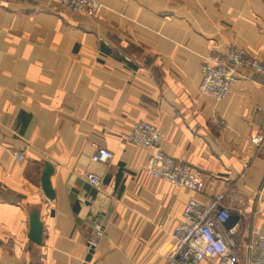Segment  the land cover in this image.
<instances>
[{"label": "crops", "instance_id": "1", "mask_svg": "<svg viewBox=\"0 0 264 264\" xmlns=\"http://www.w3.org/2000/svg\"><path fill=\"white\" fill-rule=\"evenodd\" d=\"M97 1L85 16L52 0H0V264H173L185 204L213 193L243 252L264 230V76L241 69L221 101L199 84L209 54L241 47L264 62V0ZM139 120L201 173L202 193L145 171L152 149L125 141ZM97 146L112 152L107 163L91 161ZM34 210L40 245L28 237ZM94 223L105 233L91 251Z\"/></svg>", "mask_w": 264, "mask_h": 264}, {"label": "built area", "instance_id": "2", "mask_svg": "<svg viewBox=\"0 0 264 264\" xmlns=\"http://www.w3.org/2000/svg\"><path fill=\"white\" fill-rule=\"evenodd\" d=\"M69 11L93 16L100 7L97 0H52ZM241 69H249L256 75L264 76V62L250 54L246 49L234 47L222 59L218 55L205 56L201 65L200 91L217 101L223 100L230 86L241 76ZM163 134L151 123L139 120L125 135V141L151 148L152 152L145 163V171L151 176L171 184L183 186L194 192L202 193L205 183L201 173L180 160L166 154L160 147ZM262 133L252 137L259 145ZM20 160L23 154L14 152ZM112 152L106 147L97 146L91 161L107 163ZM85 179L94 186L100 178L94 173H86ZM223 193H213L201 202L197 199L187 201L182 212V221L172 231L173 246L167 259L173 264H197L210 260L215 264H264V230L255 227L253 237L241 252L235 243L236 224L232 222L231 209L224 204ZM105 233L104 227L94 223L86 240L89 250L97 248Z\"/></svg>", "mask_w": 264, "mask_h": 264}, {"label": "water", "instance_id": "3", "mask_svg": "<svg viewBox=\"0 0 264 264\" xmlns=\"http://www.w3.org/2000/svg\"><path fill=\"white\" fill-rule=\"evenodd\" d=\"M53 172V167L48 162H45L44 169L41 175V186L45 196L48 199H52L54 196V191L51 188L50 175ZM42 229L43 225L39 217V212L34 210L31 212L29 219V233L28 237L34 243L40 245L42 239ZM29 264H36L31 262Z\"/></svg>", "mask_w": 264, "mask_h": 264}, {"label": "rangeland", "instance_id": "4", "mask_svg": "<svg viewBox=\"0 0 264 264\" xmlns=\"http://www.w3.org/2000/svg\"><path fill=\"white\" fill-rule=\"evenodd\" d=\"M223 59V58H222Z\"/></svg>", "mask_w": 264, "mask_h": 264}]
</instances>
